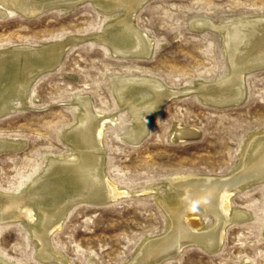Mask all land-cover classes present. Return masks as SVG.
<instances>
[{
    "label": "rangeland",
    "instance_id": "374dc122",
    "mask_svg": "<svg viewBox=\"0 0 264 264\" xmlns=\"http://www.w3.org/2000/svg\"><path fill=\"white\" fill-rule=\"evenodd\" d=\"M258 14H264V0H148L134 18L154 40L149 59L120 57L97 42L92 34L102 30L108 18L90 1L67 11L53 7L34 17L0 15V49L84 37L70 45L61 71L48 73L32 85L30 105L0 117V137L25 141L27 147L0 156V189L21 190L50 156L73 152L59 134L76 121V97L87 96L96 110L117 112L119 117L103 134L106 170L132 194L99 206L78 202L68 210L63 225L50 237L70 264H126L148 238L165 234L170 221L158 192H147L150 187L165 183L159 187L164 193L166 180L194 174L222 176L240 168L248 141L264 131V69L246 73L245 99L239 105L216 107L195 91L175 95L139 144L123 136L130 117L119 107L112 84L122 76L152 77L173 90L215 81L230 69L224 41L209 29L195 28V19L225 21ZM178 123L198 129L197 136L174 139ZM231 204L245 209L251 219L229 223L218 251L188 244L175 261L161 264H242L246 260L264 264V182L237 193ZM203 217L207 224L213 222L212 216ZM31 236L22 221L1 224L0 254L15 264H54L37 258L38 247Z\"/></svg>",
    "mask_w": 264,
    "mask_h": 264
},
{
    "label": "bare ground",
    "instance_id": "6f19581e",
    "mask_svg": "<svg viewBox=\"0 0 264 264\" xmlns=\"http://www.w3.org/2000/svg\"><path fill=\"white\" fill-rule=\"evenodd\" d=\"M84 1L93 3L108 18L103 29L92 34L97 42L120 57L149 59L152 56L154 40L137 26L134 18L138 7L148 0H0V15L38 16L53 7L71 10ZM195 20L198 30L209 29L222 36L230 66L228 73L212 82L199 81L192 87L173 90L152 77H118L112 84L113 90L119 107L125 108L130 117L123 136L132 144L144 139L155 116L175 95L195 91L201 100L216 107L239 105L245 99L246 73L264 69V14L225 21L208 17ZM82 39L72 35L60 42L1 48L0 117L30 105L28 94L32 85L48 73L61 71L70 45ZM73 102L78 109L76 121L59 134L60 141L73 152L50 156L43 169L21 190L0 189V225L19 221L26 224L38 247L37 258L45 263L70 264L52 246L50 236L61 228L75 203L99 206L132 194L114 182L106 170L103 134L107 127L118 123L117 112L96 110L87 96H78ZM172 134L178 140L194 138L198 129L178 123ZM26 148L25 141L0 137V156L21 153ZM245 148L242 164L233 173L183 175L166 180L164 193L159 187L165 183L150 187L147 192H158V201L168 215L170 227L165 234L148 238L126 264H161L174 260L188 244L213 253L222 247L229 223L251 219V214L234 207L231 199L264 182V131L254 134ZM204 214L212 216L213 222L207 224ZM0 264L15 263L0 254ZM242 264L252 263L246 260Z\"/></svg>",
    "mask_w": 264,
    "mask_h": 264
},
{
    "label": "water",
    "instance_id": "95a60500",
    "mask_svg": "<svg viewBox=\"0 0 264 264\" xmlns=\"http://www.w3.org/2000/svg\"><path fill=\"white\" fill-rule=\"evenodd\" d=\"M31 17H34V16H31ZM74 44H77V43H74Z\"/></svg>",
    "mask_w": 264,
    "mask_h": 264
}]
</instances>
